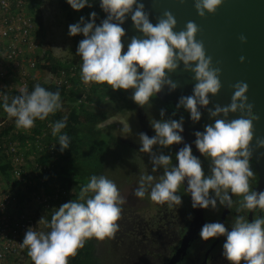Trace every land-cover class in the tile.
I'll use <instances>...</instances> for the list:
<instances>
[{"label": "clouds", "instance_id": "1", "mask_svg": "<svg viewBox=\"0 0 264 264\" xmlns=\"http://www.w3.org/2000/svg\"><path fill=\"white\" fill-rule=\"evenodd\" d=\"M66 2L77 11L92 6L90 0ZM98 3L106 13L99 23L98 14L92 11L89 19L81 16L78 22L68 25L69 36L83 35L76 49V55L82 60L81 80L85 84L106 83L114 90L131 89V99L143 106L165 86L170 91L178 87L169 74L182 62L185 70L194 73L196 83L192 94L179 98L176 111L183 108L193 122H199L201 108H206L213 118L212 123L204 125L203 131L193 133V143L208 161L205 171L201 159L193 154L191 144L184 142V116L165 118V109L161 108V118L150 120L155 135L138 134V151L149 153L152 168L151 173L140 175L133 194L138 198L147 194L152 201L168 202L171 207L173 203L181 204L177 189L186 182L185 190L191 196L192 207L213 210L218 206L232 210L233 196H241L236 202L237 215L230 228L220 221L206 222L199 237L203 241L225 237L221 255L230 264H241V261L264 264V215L253 211L264 212V190L252 189L249 183L254 175L250 164L251 142L255 140L257 147L264 148V137H255L251 118L254 106L247 95L248 83L238 81L232 85L234 91L229 104L209 107L210 94H218L222 87L221 69L213 66L203 42L197 40L199 26L194 21H187L183 29L175 31L178 22L171 11L165 10L153 23L143 0H98ZM223 3L224 0H194V7L200 17H205L208 13L214 14ZM129 18L142 36H132L125 50L123 24ZM240 40L247 43L243 34ZM245 59L241 56L240 62L244 63ZM0 107L9 118H15L17 128L29 129L36 119L45 120L49 114L62 109L61 95L58 90H47L37 83L31 91L22 90L13 96L10 102L8 95L0 96ZM235 113L240 115L228 119ZM67 119L64 116L50 124L52 135L58 137V143L52 147L58 144L61 152L69 149L70 137L62 133ZM121 130L127 131V127ZM181 143L183 147L175 152V164L172 155L154 151L153 147L168 148ZM160 169L163 172L157 179L152 173ZM124 202L113 180L93 174L80 186L78 196L51 208L50 219L45 215L40 218L37 224H44L48 231H36L33 226L27 228L21 247L27 248L34 264H68V257L83 247L86 238L103 239L115 232ZM249 213L255 214L252 220Z\"/></svg>", "mask_w": 264, "mask_h": 264}, {"label": "trees", "instance_id": "2", "mask_svg": "<svg viewBox=\"0 0 264 264\" xmlns=\"http://www.w3.org/2000/svg\"><path fill=\"white\" fill-rule=\"evenodd\" d=\"M42 2L43 0H22L21 3V7L29 6L41 31L44 24L40 13ZM90 2L91 7L85 6L79 11L72 9L66 0H58V6L65 12L67 19L75 23L81 16L89 19V13L95 11L98 14L97 23H99L106 13L100 8L98 0H90ZM36 38L38 40V36ZM81 39H83L82 34ZM81 64L82 60L78 55L72 60L63 61L55 58L51 52L40 54L37 69L32 76L35 78L22 90L31 91L37 83L47 90H58L61 95L62 109L49 114L45 120L36 119L34 126L29 129L17 128L15 122H9L3 131H0V150L5 149V143L15 144L20 148L19 153L22 151L25 157L26 166L23 170L29 169V173H23V175L30 181L26 183L19 179L12 181L15 165L8 159L9 155L3 151H0V172L6 176L8 183L14 184L11 190L16 199L39 198L37 210L31 211L35 213L34 230L37 229V222L45 215L39 210L44 208L51 211L57 202L64 203L75 198L79 194L80 186L85 184L92 174L97 175L100 172L99 160L103 153L102 150L99 151V147L105 134L109 137L110 146H113L112 142L115 139L114 135L99 128L100 123L112 114L111 109L104 108L101 104L113 99L125 98L123 94L125 90H114L106 83L96 82H90V86L87 87L88 85L81 80ZM40 69H47L56 74H62L63 71L65 74L63 81L55 82L52 79L46 82L38 79ZM22 90H5L9 102ZM2 111L6 117L7 113ZM64 116L68 119L62 133L68 134L70 142L69 149L61 152L58 144L55 148L52 147L58 143V137L52 135L50 124ZM37 140L40 141V145ZM91 162L95 166V173H91L86 167ZM45 165L47 168L43 169ZM36 171L40 172L34 173ZM50 216L51 212L47 213L45 218L50 219ZM27 253V248H21L13 264H20V260L25 255L29 256ZM99 263L94 236L86 238L83 247L78 248L75 255L68 257V264Z\"/></svg>", "mask_w": 264, "mask_h": 264}, {"label": "water", "instance_id": "3", "mask_svg": "<svg viewBox=\"0 0 264 264\" xmlns=\"http://www.w3.org/2000/svg\"><path fill=\"white\" fill-rule=\"evenodd\" d=\"M146 11L150 13L153 23L156 18L162 16L165 10L171 11L177 19L179 31L184 28L187 21H194L199 26L197 40L203 42L206 54L212 57L213 66L221 69L220 80L222 87L218 94H210V105L213 107L217 103L227 105L231 102L229 96L232 95L234 85L238 81H245L249 85V102L253 104L257 112L256 123L264 125V0H224V3L213 13L200 17L194 7V0H143ZM126 36L122 37V42L127 50V43L132 36H142L133 26L131 19H127L123 24ZM247 37V43L240 40L241 35ZM244 56L245 62H240V57ZM142 71V69H140ZM167 71V70H166ZM171 79L178 83L174 91H170L167 86L157 94L162 99H178L181 96L192 94L194 73L185 70L183 63L180 67L169 74ZM227 91H231L230 95ZM201 120L206 123L203 117L213 119L209 116L206 108H201ZM199 122H193L191 118L184 122L183 132L184 142L195 146L194 132L198 130ZM177 152L183 143L173 144ZM196 147V146H195ZM263 168V167H262ZM264 169V168H263ZM261 184L264 186V174H262ZM186 188V182L183 183ZM189 199L192 204L191 196ZM196 216L191 225L183 233L182 243L179 250L168 262L162 264H175L186 250L188 243L197 234L203 223L202 208H194ZM200 219L199 223L198 220Z\"/></svg>", "mask_w": 264, "mask_h": 264}, {"label": "rangeland", "instance_id": "4", "mask_svg": "<svg viewBox=\"0 0 264 264\" xmlns=\"http://www.w3.org/2000/svg\"><path fill=\"white\" fill-rule=\"evenodd\" d=\"M40 13L43 16V28L42 31L37 27L36 37L38 36L39 48L41 55L46 52L63 61L74 59L76 57V49L81 38V34L76 36L68 35V25L75 23L67 19L65 12L59 8L58 0H43L41 3ZM40 32V33H39ZM44 61V60H42ZM52 72L47 69H40L39 78L46 82L54 79L51 75ZM87 87L90 86V82L87 83ZM127 91L125 96L131 101L132 90ZM104 108L111 109V115L100 123L99 128L103 131L114 135L113 146L108 144V135L105 134L102 139L99 151L102 150L99 160L100 172L97 175H104L108 179L113 180L118 187L121 197L124 198V204L121 205L120 218L117 221L118 227L115 232L106 236L103 239L95 238L96 253L99 256V264H152V255L142 254L139 258V262H135L133 258L125 259V257L132 256V250L129 247L123 246L125 243L130 244V239L127 237H119L120 232L127 223L139 220L151 219L153 213L156 212V205L148 195L146 194L139 201H131L127 198L134 193V189L138 187V180L142 173H148L152 168L149 153L135 151L129 143L123 142L120 144L121 138H126L137 142L138 134L140 133L139 118L135 113L134 104L124 100V98L113 99L110 102L101 104ZM7 117V123L15 122V119ZM12 119V120H11ZM123 126L127 127V131H122ZM139 142V140H138ZM38 145L40 141L37 140ZM154 151H164L166 154L172 155L171 147L163 148L162 146L155 145ZM40 148V146H39ZM92 154V153H91ZM141 157V158H140ZM138 158V163H137ZM91 173H95V166L92 162L86 166ZM137 170H139L138 173ZM138 177H136V175ZM93 175V174H92ZM91 177V176H90ZM89 177V178H90ZM88 178V179H89ZM86 180V183L88 181ZM136 182V185H133ZM134 195V194H133ZM24 208L29 211H35L38 208V201L36 199H30L25 197ZM62 203L57 202L55 207L60 206ZM53 206V207H54ZM40 213H50L51 211L39 210ZM44 224H38L36 231H48ZM141 237H137L132 240H136L138 243ZM128 249V250H127ZM156 256V253L155 255ZM153 256V257H154ZM20 264H34L29 256H24L20 260Z\"/></svg>", "mask_w": 264, "mask_h": 264}, {"label": "flooded vegetation", "instance_id": "5", "mask_svg": "<svg viewBox=\"0 0 264 264\" xmlns=\"http://www.w3.org/2000/svg\"><path fill=\"white\" fill-rule=\"evenodd\" d=\"M123 90V89H122ZM127 91H124L123 94H126ZM230 95L231 91H227ZM232 96V95H231ZM231 96L230 99H231ZM124 100H128V102H132L134 104V110L136 115L139 118L140 122V132H145L150 137L155 135L154 129L150 125L151 119H160V109H165V118H176L179 119L181 115L184 116V122L190 118V114L181 108L179 111H176V104L178 99H162L158 96L153 98L149 103L140 106L135 103L132 99L131 101L128 97L125 96ZM220 104V103H217ZM224 106L223 104H220ZM215 106V105H214ZM213 106V107H214ZM175 117H173V113ZM239 113L230 114L228 119H233L239 116ZM257 112L255 109L251 112V118H253L254 123V133L255 137H264V125H260L256 123ZM223 118V117H220ZM204 123L202 120L198 123V130L203 131L204 125L213 122V119H209L203 117ZM190 129L187 127L184 131L188 132ZM137 142L132 140L121 138L119 140L120 144L123 142H128L129 145L136 151L139 150L140 144L138 142L139 137L136 138ZM252 149H253V156L251 158L250 164L253 169L254 175L250 178V188L255 189L257 191L264 190V186L261 184L262 181V174H264V148H259L255 144V140H253ZM172 150V163L175 164V149L173 145L170 146ZM193 154L198 156L203 164L205 171L208 168V161L207 159L198 151L195 146H192ZM141 158V157H140ZM138 163V158H137ZM263 167V168H262ZM137 170L136 173H138ZM163 170L160 169L156 173H152L157 179L162 174ZM135 173V175H136ZM151 173V169L148 171ZM136 177H138L136 175ZM133 185H136L134 182ZM177 192L182 197L181 204L173 203L170 207L168 202L158 203L154 202L156 205V212L153 213L151 219L144 220L140 218L139 220H134L133 222L128 221L125 227L119 231V237H127L129 238L130 244L125 243L123 246L129 247L132 250L131 257H125V259H131L135 262H139V258L142 254H149L152 255L151 260L153 261L152 264H162L164 262H168L172 256L179 250L183 233L185 230L189 228L193 218L196 216V211L192 207L191 201L189 199V193L186 192L183 183L178 187ZM131 203L134 199L135 202L139 201L135 195H130L127 197ZM242 197L239 195H234L233 200V208L228 209L226 207H219L217 210L203 209L202 208V217H203V224L206 222L212 221H220L226 224L229 228L231 227V223L233 217L237 215L235 208L236 202H238ZM256 215H264V212H261L259 209L253 210ZM254 213H249V220L253 219ZM200 219L198 220L199 223ZM200 226L197 234L194 238L188 243L186 250L182 253L180 259L175 264H230L222 255V245L225 240V237L220 236L216 238H210L208 241H203L199 237V231L202 227ZM139 238L138 243L136 244L135 239ZM128 250V249H127ZM156 253V256H154ZM154 256V257H153ZM241 264H244L241 261Z\"/></svg>", "mask_w": 264, "mask_h": 264}, {"label": "built area", "instance_id": "6", "mask_svg": "<svg viewBox=\"0 0 264 264\" xmlns=\"http://www.w3.org/2000/svg\"><path fill=\"white\" fill-rule=\"evenodd\" d=\"M22 0H0V96L5 90H22L37 69L41 54L39 40L36 38L38 24L29 6L21 7ZM55 82L63 81L62 74L51 73ZM0 107V131L7 125V117ZM0 150L9 155L15 165L14 179L30 181L23 173L26 160L20 148L15 144H4ZM47 168L45 165L43 169ZM42 169V170H43ZM40 170V171H42ZM36 171L34 173H38ZM14 184L8 183L6 176L0 172V264H13L21 250L24 233L29 226L35 227L34 212L24 208V199L13 195ZM39 203V198L36 199ZM48 207V206H47Z\"/></svg>", "mask_w": 264, "mask_h": 264}]
</instances>
